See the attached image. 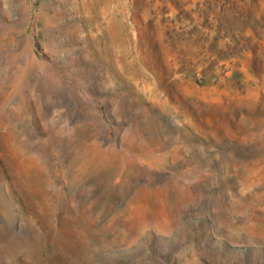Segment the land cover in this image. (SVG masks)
I'll use <instances>...</instances> for the list:
<instances>
[{"label":"rangeland","instance_id":"rangeland-1","mask_svg":"<svg viewBox=\"0 0 264 264\" xmlns=\"http://www.w3.org/2000/svg\"><path fill=\"white\" fill-rule=\"evenodd\" d=\"M0 264H264V0H0Z\"/></svg>","mask_w":264,"mask_h":264}]
</instances>
